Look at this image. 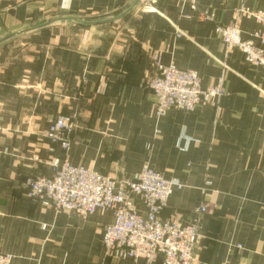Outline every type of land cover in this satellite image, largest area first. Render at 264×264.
<instances>
[{
    "label": "crops",
    "instance_id": "crops-1",
    "mask_svg": "<svg viewBox=\"0 0 264 264\" xmlns=\"http://www.w3.org/2000/svg\"><path fill=\"white\" fill-rule=\"evenodd\" d=\"M131 1L0 0V37L52 16H111ZM154 1L88 40L86 30L55 29L0 46V253L9 264H143L105 253L110 212L81 218L27 197L29 178L60 156L42 137L59 115L76 126L69 164L116 177L147 167L179 182L163 219L191 221L205 203L193 264H264V70L215 32L235 23L251 39L259 25L236 11L264 10V0ZM155 63L193 70L222 94L214 107L155 119L146 87Z\"/></svg>",
    "mask_w": 264,
    "mask_h": 264
},
{
    "label": "built area",
    "instance_id": "built-area-1",
    "mask_svg": "<svg viewBox=\"0 0 264 264\" xmlns=\"http://www.w3.org/2000/svg\"><path fill=\"white\" fill-rule=\"evenodd\" d=\"M146 9L153 11L154 0ZM236 14L253 18L260 30L244 40L235 23L218 25L215 32L226 49H238L247 64L264 70V10L239 8ZM154 97V117L160 119L170 110L193 112L197 105H211L222 94L217 88H202L200 77L193 70L155 63V70L146 85ZM46 132L53 145H58L64 158L51 160L45 176L27 183L26 195L42 207L81 218L98 210L110 212L112 222L102 233V246L107 256L141 259L143 264H193L200 243L199 222L206 207L194 210L192 221L161 218L169 197L183 185L168 180L149 168L128 177H111L90 169L73 166L66 161L73 127L68 118H57ZM209 186V183H205ZM10 257L0 254V264H9Z\"/></svg>",
    "mask_w": 264,
    "mask_h": 264
},
{
    "label": "water",
    "instance_id": "water-1",
    "mask_svg": "<svg viewBox=\"0 0 264 264\" xmlns=\"http://www.w3.org/2000/svg\"><path fill=\"white\" fill-rule=\"evenodd\" d=\"M142 1L143 0H132L128 4V6L125 9H123L122 11H120L114 15H111V16L97 18L96 21H85V20H81V19L75 18V17L57 18V19L46 20L44 22H40V23H37L35 25L26 26V27L20 28L16 31L7 32L5 35L0 37V46L5 45V44L11 42L12 40L20 38L22 36L31 34L33 32L39 31V30L46 29V28H48L52 25H55L57 23L67 22V23L74 24V25L80 26V27L96 26V25L113 23V22L119 21V20L123 19L124 17H126L127 15H129L133 10H135V8L138 5H140V3Z\"/></svg>",
    "mask_w": 264,
    "mask_h": 264
},
{
    "label": "rangeland",
    "instance_id": "rangeland-1",
    "mask_svg": "<svg viewBox=\"0 0 264 264\" xmlns=\"http://www.w3.org/2000/svg\"><path fill=\"white\" fill-rule=\"evenodd\" d=\"M144 2H146V0H143L141 3H140V5L141 4H143ZM148 3L149 2H147V4H146V6L148 5ZM155 4V3H154ZM154 4H153V6H154ZM140 5H138V6H140ZM137 6V7H138ZM136 7V8H137ZM135 8V9H136ZM134 11V10H133ZM66 17H75V18H79V19H81V20H85V21H96L97 20V15L96 16H81V15H70V16H52V17H47V18H45V19H43V20H41L40 22H44V21H46V20H51V19H57V18H66ZM95 27H97V25L96 26H87V27H80V26H76V25H74V24H70V23H67V22H64V23H57V24H55V25H52V26H50V27H48V28H46V29H43V30H39V31H36V32H33V33H31V34H28V35H25V36H22V37H20V38H17V39H15L16 41L17 40H19V39H23V38H25V37H28V36H30V35H32V34H35V33H39V32H45V31H53V30H55V29H65V30H67V31H69V30H71V29H81L82 31H88L87 32V34H86V38H87V40H88V38L90 37V34L91 33H93V32H91V30L92 29H95ZM77 34H78V32H77ZM91 37H93V34L91 35ZM15 40H12L11 42H13V41H15ZM10 43V42H9ZM218 86H214V87H207V88H217ZM96 93H97V89H96ZM210 106H215V104H211ZM68 118V119H70V122H71V124H72V127H73V131H75V129H76V126H75V124H74V122H73V119H72V117L71 116H62V115H59V116H57V117H55L54 119H52L50 122H49V124H48V126H47V128L43 131V133H42V137H43V139L44 140H46L49 144H50V146H49V152L50 153H53L54 151H55V149L56 148H58L59 149V152H60V156H51L48 160H47V162H46V167H47V173H48V164L51 162V160H54V159H57V158H64V154H63V152L61 151V148L58 146V145H53V144H51L50 142H49V140H48V138L46 137V132H47V130L49 129L48 127L57 119V118ZM73 135H74V132H73ZM73 135H72V138H73ZM72 138H71V141H72ZM71 143V142H70ZM5 152L7 151L6 149L4 150ZM68 152V151H67ZM61 153H62V155H63V157H61ZM66 157V156H65ZM66 161H67V159H66ZM68 162V161H67ZM147 168V167H146ZM149 169H151V168H149ZM152 170H154V169H152ZM154 171H156V170H154ZM46 175V173L45 174H43V175H38V176H34V177H30L29 178V180L30 179H32V178H36V177H41V176H45ZM162 175V174H161ZM110 176V175H109ZM111 177H114V178H116V176H111ZM28 180V181H29ZM28 183V182H27ZM179 183V182H178ZM27 190V189H26ZM202 191H204V190H206V188L205 189H201ZM31 200V199H30ZM32 201V200H31ZM35 202V201H34ZM201 205H203L204 207H206V212H207V206L205 205V203H201L198 207H200ZM196 209V208H195ZM194 209V210H195ZM194 210H193V215H194ZM194 217V216H193ZM193 219V218H192ZM177 220H179V219H177ZM180 221V220H179ZM192 221V220H191ZM191 221H188L189 223L191 222ZM1 254V253H0ZM4 255V254H3ZM8 256V255H7Z\"/></svg>",
    "mask_w": 264,
    "mask_h": 264
}]
</instances>
